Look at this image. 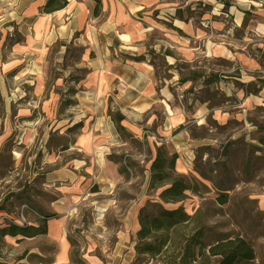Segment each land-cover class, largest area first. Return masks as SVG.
<instances>
[{
	"label": "rangeland",
	"instance_id": "374dc122",
	"mask_svg": "<svg viewBox=\"0 0 264 264\" xmlns=\"http://www.w3.org/2000/svg\"><path fill=\"white\" fill-rule=\"evenodd\" d=\"M87 1L93 18L92 24L97 25L104 20L106 15L103 11L104 2L103 0ZM174 8L182 12L181 15L176 16L181 17L188 25V28L184 29L189 33L188 36H181L183 34L179 31L178 34L173 32L175 27L169 12H173ZM159 10L162 11V15L158 14ZM259 10L264 11V0H155L149 8L133 12L127 29L120 31L118 36L113 37V34L108 35L109 33L102 31L98 33L95 30L92 33L81 31V35L77 36L78 39L70 42L67 47H50L46 55L47 65L44 69H37L39 72L44 71L46 76L42 77L38 84L32 85L33 89L30 93L25 89L31 82L24 80L22 74L18 73L21 67L17 65V62L3 63L0 61V225L5 226L12 222L20 226H26L31 222L29 225H32L37 217L34 212H43L42 207L53 197L41 185V173L45 170V166L39 168L43 156L42 150L45 149L43 143L47 133L46 129L50 127L49 123L47 128L45 125L51 115L53 119L60 118L58 121L64 120L63 118L68 119L70 113L76 108L73 91L80 85L81 78H85L90 87L99 85L97 82L99 77L96 75L103 69H107L109 63H102L99 66L92 62L97 56L95 41L98 46H106V43H109L121 49L117 51L116 56L109 54L104 59L115 65L112 68L113 72L117 70L120 59L123 61L129 58L136 59L139 58V52L140 55L144 53L153 66L152 72L157 88L161 82L170 78L168 72L170 66L164 58L167 53L179 58L171 67L180 71L183 79L189 81H194L198 77H203L204 81L211 79L210 74L201 73V64L198 62L201 61L200 57L203 53L194 54L193 52L195 50L193 45L196 41H206V37L212 41L215 51L221 53L220 55L226 56V54L237 51L257 59L264 71V33H255L251 27L249 28L253 24H262L260 19L262 15L257 14ZM204 11L214 13L209 18V23L213 26H201L203 20L200 14ZM237 24L240 26H235ZM192 25L201 26V28L193 31ZM133 27L142 30L136 35ZM102 35L103 40H100ZM138 37L144 38L149 44L145 45L141 51L135 50L133 56L129 48L123 47H125V42L130 43ZM178 39L185 44L180 45ZM18 41H21V36L14 26L6 29L4 25H0V43L5 46L7 54H12L13 50L10 52L12 45ZM150 44L154 46L149 47ZM57 58L60 62L56 61ZM82 58L86 62L84 65L81 63ZM76 62L79 64L75 65ZM209 62L214 66L208 65L214 70L209 73L219 71L218 73L222 74L221 69L225 70L230 67L229 62L221 58L211 59ZM186 84H181V89L177 90L180 97L176 103H180L181 110L187 115L185 118L187 121L185 125L178 126L192 131L193 136L222 140V144L220 148L208 146L198 150L196 165L202 168L208 179L202 178L199 174L194 176L210 187L211 191L202 198L188 192L183 206L189 213H192L198 206L205 210L207 212L205 223L212 230L242 234L253 246L257 256L254 262L264 264V107H256L247 114V122L255 126L254 128L251 126V128L243 129L241 122L234 119L229 122L228 126L223 127L210 119L207 121L208 127L199 128L189 121L192 104H188L186 98H192V96H188L187 93L197 95L201 99L208 98V95L204 91L194 93L193 86L191 90L184 89ZM37 87L39 88L38 94L35 92ZM51 89L54 90V99L51 104L44 107L40 102L46 90ZM6 90H8V97L5 94ZM249 90H254V87H249ZM212 93L211 105L221 106L234 103L233 99H227L219 90L212 91ZM108 104L107 113L116 123H120L122 118L118 119L121 115L115 111L117 105L112 94L108 99ZM111 106L114 107L111 108ZM7 108L9 111L5 114ZM81 112L85 111L81 110ZM161 112L159 105H152L147 115L157 122ZM86 115L88 119L91 118L89 113ZM30 116L31 119L35 118L37 129H33L27 122ZM55 125L51 126V130H55L56 139L50 144L54 147H61L62 144H67V136L64 139L65 136L62 137L60 134L63 126L56 127ZM147 127L149 129H144L147 133L143 137L154 136L151 132L156 131L154 124L150 123ZM239 129L241 131L237 132ZM56 132L59 133L58 136ZM124 134L127 135L126 132ZM17 135L22 141L20 146L15 145ZM32 135L35 138L31 141ZM252 138H254L253 141ZM154 146L157 145L150 143L148 146L147 144L142 145V148L134 147L135 150L143 151L144 162L131 158L124 161L130 169L122 173L123 179L113 193L116 202L104 208L105 211L102 212V209L94 211L92 205V200H98L99 203L105 196L93 198L87 196L82 200L79 192H71L76 199L71 203V216L66 224V236L70 244V260L67 264H87V258L93 256H100L104 263L112 262L113 259L116 261L119 258L116 255L117 252L113 255L117 243L116 232L121 229L123 214L140 188L144 178L143 169L152 158ZM14 150L20 153L17 159L12 158L10 154ZM70 156L73 155L61 154L56 166H60ZM205 158H210V162L204 164ZM35 165L38 166L36 171L33 168ZM35 172L37 175H34ZM210 180L221 190L215 189ZM215 190L227 193L228 202L223 205L214 203ZM56 191L59 192L55 189ZM159 191L160 189L152 190L148 187L146 202L158 201ZM164 205L172 206L171 204ZM21 215L27 223H24ZM19 238L20 236L4 237L0 243V264H54L57 248L46 235L20 240ZM133 242L135 245L136 236ZM128 244L125 243L126 246ZM71 255L74 261H71ZM133 258L130 264H160L158 261L147 260V256L137 257L135 255Z\"/></svg>",
	"mask_w": 264,
	"mask_h": 264
},
{
	"label": "crops",
	"instance_id": "0c3cea01",
	"mask_svg": "<svg viewBox=\"0 0 264 264\" xmlns=\"http://www.w3.org/2000/svg\"><path fill=\"white\" fill-rule=\"evenodd\" d=\"M45 2L46 0H0V25H4L6 29L14 26L21 36V41L13 43V48L10 50L13 52L10 55L7 54L5 46L0 43V61L3 63L17 62V65L21 67L18 73L22 74L24 80L31 82L25 89L29 93L33 89L32 85L38 84L42 77L46 76L44 71L39 72L37 69H44L47 65L46 55L50 47H67L70 42L78 39L77 36L81 35V31L92 33L95 30L98 33L102 31L109 33L108 35L113 34V37L118 36L120 31L127 29L133 12L149 8L155 0H103V11L106 15L104 20L97 25L92 24L93 18L87 0H68L62 9L51 13L42 11ZM178 10L174 8L173 12H169L175 27L173 32L178 34L179 31L183 34L181 36H188L189 33L184 31L188 25L181 17L176 16L182 13L180 9ZM259 11L257 14L264 16V11ZM159 13L163 14L160 10ZM211 14L214 13L211 12ZM211 14L209 11L201 12L202 27L213 26L209 23ZM262 16L260 18L261 25L249 26L255 33H264V18ZM201 26L192 25L191 28L193 31H197ZM235 26H240V24ZM140 30L142 29L133 27L136 35ZM181 36L179 37L182 38ZM102 37L104 36H100V40H103ZM178 42L180 45L185 44L180 39ZM147 44L149 43L144 38L138 37L130 43L125 42V47H120L129 48L130 54L134 56L135 50L141 51ZM213 45L208 37H206V41H196V44L193 45L194 54L203 53L200 57L201 61L198 62L201 64V73L210 74L211 79L206 81L203 80V77H198L194 81L183 79L180 71L171 67L179 58L167 53L164 58L170 66L168 70L170 78L161 82L157 88L152 72L153 66L144 53L140 55L139 52V58L136 59L129 58L124 61L120 59L117 70L113 72L112 68L115 65L104 59L109 54L116 56L117 51L121 49L119 47L117 49L109 43H106V46H98L95 41L97 56L92 62L99 66L102 63H109L107 69H103L96 75L99 77V81H97L99 85L90 87L86 79L81 78L80 85L73 91L76 108L70 113L68 119L63 118L64 120L58 121L60 118L53 119L51 115L45 125L47 128L49 123L50 127L46 129L47 133L43 143L45 149L42 150L43 156L39 168L45 166V170L41 173V185L53 197L42 207L43 212H34L37 217L33 220L32 225L45 223V235L57 248L54 264H67L70 260V244L66 236V224L71 216V203L76 199L71 192H79L82 200L87 196L92 198L105 196L99 203L98 200H92L94 211L99 209H102V212L105 211L104 208L116 202L113 193L118 189L119 183L123 179L122 173H125L123 170L130 169L124 161L131 158L144 162L143 151L135 150V146L141 147L145 144L148 146L150 143L157 145L153 147L152 158L148 159L150 161L143 169L144 178L140 188L123 214L122 227L116 232L117 243L113 255L117 252L116 255L119 258L116 261L113 259L112 262L104 263L100 256H93L87 258V264H130L133 261V257L136 255L133 240L139 228L137 215L139 209L148 200L146 193L150 179L149 167L157 147L163 145L168 154H176L174 169L176 173L184 176L198 175L195 164L200 148L208 146L220 148L222 140L192 136L185 127L177 129L178 125H185L187 121L185 120L187 115L181 110L180 103H176L180 97L177 90L181 89V84H186L189 81L184 85V89L191 90V86H193L194 93L204 91L208 95V98L201 99L197 95L193 96L187 93L188 96H192V98H186L188 104H192L189 121H192L196 127H208L207 121L210 119L219 126H228L229 122L234 119L241 122L243 129L251 128L252 125L247 122L248 112L259 106L264 107V71L257 59L237 51L226 54V56L220 55L221 53H217ZM153 46V44L149 45V47ZM199 49L200 51H198ZM216 58L229 62L230 67H226L225 70L221 69L222 74L218 73L219 71L209 73V71L214 72L208 67V65L214 67L209 60ZM59 60V58L56 59L60 62ZM81 63L86 64L84 58ZM78 64L79 62L75 63V65ZM60 75L63 76V74ZM195 85L197 86L194 87ZM249 87H254V90H249ZM218 90L227 99H233L234 103L221 106L211 105L212 91ZM38 91L37 87L36 94ZM5 94L8 97V90ZM111 94L117 105L115 111L122 116L120 123H116L107 113L108 99ZM53 99L54 90H46L40 103L46 107L51 104ZM152 105H159L162 109L157 122H154L153 117L147 115ZM113 107L111 106V108ZM81 110L85 112H81ZM8 111L9 108L5 109V114ZM86 113L91 115L90 119L87 118ZM31 118L30 116L27 122L33 129H37L35 118H33L34 120ZM150 123H153L156 129L155 132L150 130L154 136L143 137L141 132L144 129H149L147 125ZM54 125L56 127L63 126L60 134L62 137L65 136L64 139L67 136V144L64 143L61 147H54L50 144L56 139L54 137L55 130H51V126ZM239 131L241 129L237 132ZM56 133L58 136L59 133ZM33 138L35 136L32 135L30 140L32 141ZM253 139L251 140L253 141ZM21 143L22 141L17 135L15 145L20 146ZM64 153L73 156L65 159L57 167L56 162ZM10 154L15 159L20 156L19 151L16 150ZM203 161H206V158ZM211 161L215 160L211 159ZM123 166L124 168H122ZM37 167L36 165L33 167L35 171L38 170ZM34 175H37V172ZM55 189L59 192H55ZM23 221L27 223L25 218ZM125 243L129 244L126 246Z\"/></svg>",
	"mask_w": 264,
	"mask_h": 264
},
{
	"label": "trees",
	"instance_id": "16d2710c",
	"mask_svg": "<svg viewBox=\"0 0 264 264\" xmlns=\"http://www.w3.org/2000/svg\"><path fill=\"white\" fill-rule=\"evenodd\" d=\"M67 2L68 0H46L42 11L51 13L60 10ZM121 118L120 116L118 119ZM183 128L178 126L177 129ZM189 132L193 136L192 131ZM175 159L176 154H168L163 145L155 149V156L149 167V189H160L159 200L148 201L139 209V228L135 233L134 245L137 257L147 256V260L158 261L160 264H256L254 260L257 256L253 246L242 234L212 230L205 223L207 212L199 206L192 213L186 211L183 203L188 192L202 198L211 189L194 176L176 173ZM209 162L208 158L204 164ZM195 167L202 178L208 179L202 168L196 164ZM213 185L215 189H219L214 183ZM215 191L214 203L223 205L228 202L227 193ZM164 204L172 206L166 207ZM175 204L178 205L173 206ZM43 234H46L44 222L36 226H20L14 222L0 225V243L5 236H20L23 239ZM73 258L71 255V261H74Z\"/></svg>",
	"mask_w": 264,
	"mask_h": 264
},
{
	"label": "built area",
	"instance_id": "2783aa9c",
	"mask_svg": "<svg viewBox=\"0 0 264 264\" xmlns=\"http://www.w3.org/2000/svg\"><path fill=\"white\" fill-rule=\"evenodd\" d=\"M142 136H144L147 133V130H143Z\"/></svg>",
	"mask_w": 264,
	"mask_h": 264
}]
</instances>
